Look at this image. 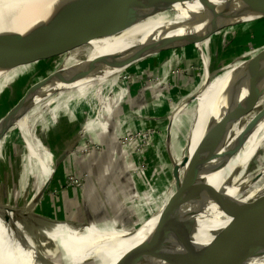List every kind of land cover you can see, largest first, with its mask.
I'll use <instances>...</instances> for the list:
<instances>
[{
    "label": "bare ground",
    "instance_id": "6f19581e",
    "mask_svg": "<svg viewBox=\"0 0 264 264\" xmlns=\"http://www.w3.org/2000/svg\"><path fill=\"white\" fill-rule=\"evenodd\" d=\"M87 1L0 0V38L25 35L38 30H51L49 33L51 36L67 20L79 17ZM130 3V7L124 9L117 4L98 2L88 8V13L123 10L128 15H139L144 3L139 1ZM262 19H264V0H252L248 4L245 0H172L162 6L156 16L141 25H126L121 30L81 36L66 48L65 51L70 56L66 65L52 76L53 79L39 86L28 96L30 102L24 109L19 110V107L11 109L13 105L11 102L3 111L13 113L8 117L9 121L5 122L7 115L4 116L2 113L4 117L0 118V144L11 125L17 124L23 131L27 129L25 132L28 134L32 120H44L46 108L50 104L47 99L54 92H60L65 97L67 100L65 104H71L73 112L83 105L89 106L91 109L89 123L94 122L99 119L105 107L103 97L106 89L118 86L117 83L122 75L134 65L148 63L166 47L180 42L184 46L189 45V41L197 40L201 48L204 46L207 39L190 40L187 39L188 34L205 37L211 31L218 32L228 25L235 26L242 22L250 23ZM156 35L157 38L148 42L149 38ZM36 53L40 51H20L15 55L16 60H4L0 56V96L8 91L10 86L5 82L9 78L18 79L21 76L24 78L27 71L36 68L35 66L17 68L18 61ZM252 61L245 63L246 72H241L242 65L226 78L221 77L219 79V81L223 80L221 83L218 81L215 86L206 88L202 93L197 115V143L201 130H208L205 97L225 93L219 108L229 103L225 110L216 113L214 122L216 131L214 137L211 136L213 140H221L219 155L220 158L222 157V166L219 171L214 170L213 164L209 162L213 154V146L208 144L205 176L197 185L200 187L201 184L203 186L206 183L209 188L213 187L224 192L226 205L224 209L220 208L217 211L216 234L220 233L217 241L227 247L229 253L224 254L217 261L205 263L196 260L193 264H264V228L261 229L264 225V214L260 213L264 211V182L260 183L261 178H264V51L259 61ZM208 82L209 79L204 81L202 87L207 86ZM255 86L257 89L254 90ZM118 88L119 91L121 88ZM240 112V139L246 129L252 127L251 131H246V138L243 139L242 144L236 137ZM101 125L103 126V123ZM250 133H252L251 139ZM255 156L259 157L258 165L262 168V172L258 177L250 180V176L245 175L244 172L250 159ZM48 169L46 159L35 150L34 144L29 145L23 183L25 192L33 203L24 206L20 211L11 209L12 207L4 209H9L21 219L35 225L53 227L60 233L66 234L70 247L75 249L80 247L83 250L84 257L74 260L77 264L83 258H88L93 262L92 264H117L128 252L135 250L144 251L150 257L160 259L176 246V241H179L187 224L202 218V209L207 196L205 189L208 188H198L199 193L190 194L188 199L186 198L177 207L172 205V202H168L152 215L150 220L131 232H120L92 224L77 229L69 225L48 223L33 217V211L29 209L30 206L36 205L48 184L50 177ZM179 184L181 185L180 180L177 186H180ZM159 229L162 230L161 233L155 236V232ZM225 233L230 234V241L223 238ZM251 233L254 234L253 240H249ZM214 239L215 237L212 240ZM88 247L92 249H86ZM236 251H241L242 254L232 256ZM254 253L258 254L252 256ZM0 264L14 263L0 253Z\"/></svg>",
    "mask_w": 264,
    "mask_h": 264
},
{
    "label": "rangeland",
    "instance_id": "374dc122",
    "mask_svg": "<svg viewBox=\"0 0 264 264\" xmlns=\"http://www.w3.org/2000/svg\"><path fill=\"white\" fill-rule=\"evenodd\" d=\"M242 23L243 24L238 26H229L227 29H221L220 32L206 40V50L211 52L210 56L213 60L211 67L212 76L206 71V69H208L206 66V61L208 62V59L205 56L201 55L196 61L191 53L179 59L168 61V55L165 54L167 52H160L153 56L150 62L137 64L131 67L127 73L122 75L117 83L118 86L106 89L103 97L105 107L100 113V120L97 119L89 123V119L91 118V109L89 106L83 105L79 110L73 112V106L71 104H65L67 100L60 92L51 94L47 99V102L50 104L46 108L44 120H32L28 127V134L25 132L27 129L23 131L20 126L14 124L5 134L0 144V204L20 211L24 206L33 203L30 202L31 198L27 192H25L23 172L27 162L29 145L34 144L35 150L38 151L48 163L50 174L49 181L52 176L53 180H55L46 194L40 198V201H42V204H39L40 207L35 205L30 206L31 208L29 209L31 212L33 211L32 213H44L43 215L46 214V218L49 217L53 220L54 218L52 216L68 219L72 218L80 207L81 190L85 189L90 181L96 183L98 176L101 174L98 161L101 159L103 161L107 148L104 144L97 142L96 133L98 132L97 135H104V128L107 127L108 123H111V121H113L112 118L115 117V105L127 88H129L130 99L127 100L128 98L126 97L125 104L118 109V112L121 114L119 119L120 126H122V142L125 143L124 140H126L127 143H125L124 146L119 143V147L122 149L123 163L122 173H118L116 176H127L125 171H129L132 180H134L138 187V195L142 197L146 192L153 190V197L159 201L162 194L165 196L164 186L168 183V178L170 177V173L165 170L166 167H163L164 164L162 161L164 159L167 161L166 163L172 166L171 162L174 158L175 164L181 167L180 171L182 178L177 179L174 184H178L180 180L182 186L187 185V182L192 179L191 165L188 164L184 166L180 161L187 155L191 162L193 159L195 160L198 155L196 121H194L196 120L197 107V98H195L194 95H196L197 92L191 96L194 97L195 100L192 102L193 105L192 103H190L191 106L189 104V107L187 103H184L182 106L180 104V108L174 106V98L184 95V101L186 100L188 82L192 81L193 78L198 77L201 79L203 77V81L209 79L208 86L210 78L211 81H213L215 77L228 76L231 72L239 69L244 61H252L255 57L263 53L264 19L250 23ZM254 32L258 33V35ZM189 42L190 44L192 43L191 41ZM209 43H212L211 47H209ZM172 46L173 45H170L164 50ZM170 51H174V49ZM67 53L68 52L65 50L52 52L53 55L45 58L41 57L42 59L40 61L36 60L37 62H31L23 66L24 68L30 66L36 67L35 69L32 68V70L27 71L24 78H22V76L18 79L9 78L5 83L9 84L10 87L8 91L6 90L5 93L0 96V118L7 115L8 112L3 111L9 107L11 102L13 103L11 109L17 108L16 105L18 103L19 107L23 100L32 94L39 86L53 79L52 76L56 75V73L66 65L70 58L69 53ZM198 61L199 63L203 62V65L200 64L201 67L199 65H193L194 63L198 64ZM167 63H171V65ZM40 66L42 67L40 68ZM165 72L169 75L167 76L166 74V79H163ZM172 75H176V77L174 76L175 78H172ZM206 77L208 78L206 79ZM207 86L202 88L205 90ZM118 87L121 88L119 91ZM253 89H257V86ZM162 94L165 95V98L169 94L167 100L171 103V106H169L168 102H165L168 111L165 112L164 105H162V110L160 111L159 104H151V106L149 104L147 107L152 97L155 98V103L161 99L165 101ZM224 94L214 95L207 110L206 118L210 138L211 136L214 137L216 131L214 127L217 116L216 113L219 110H225L229 106V103H227L219 108L220 101ZM162 103L164 102L162 101ZM171 107L173 109H171ZM187 107L188 109H186ZM113 108L114 111H112ZM243 108L244 105L242 109ZM149 109L152 110L148 112ZM163 110L165 112L164 114ZM172 110L176 111L173 113ZM241 112L236 133L238 142L240 143L241 141L240 144H242L243 139L246 138V131L249 132L252 130V127L249 126L240 139ZM2 113L4 116H2ZM136 115L138 116L136 117ZM175 115H177V117ZM159 116H162V118H159ZM173 116L175 118L171 136L175 140L170 141V146L165 144L162 147L161 140L158 137L163 134L164 143L169 137L166 138V129L168 127L164 132L161 128L169 124L171 120V123H173ZM175 120L177 121L175 122ZM114 121H116L115 118ZM101 123H103V126ZM100 127H102L103 130H98ZM251 135L252 133H250V139ZM99 138L100 141H102L101 137ZM75 139L77 142H75ZM57 142L59 143L58 146H56ZM206 148V154H208V143ZM60 157H63V159L61 160V165L57 168V166L54 165ZM107 158L110 160L109 155H107L106 160ZM258 159V156L250 159L247 170L244 172L245 175L247 174L250 176V180L258 177L262 172V168L258 165ZM55 169L56 172L54 173ZM137 169H139L138 172H136ZM105 173L108 172L104 171V175L106 176L107 174ZM109 174L113 173L111 172ZM194 176L197 177L196 185H198L199 182L204 179L205 169L198 164L196 172L193 173V177ZM261 182H264V178H261L260 183ZM122 185L124 184L122 183ZM117 192L119 193V191ZM186 195L188 197L190 194ZM122 197L124 198L125 195L122 194ZM172 198L173 200L171 202L175 200L174 196ZM121 200L122 199H117L115 202L119 204ZM36 208H38V211ZM124 215L125 216H122V221L127 223L129 227H135V224L138 223L137 211L130 205L124 209ZM150 218H152V216ZM214 241H216V239H214Z\"/></svg>",
    "mask_w": 264,
    "mask_h": 264
},
{
    "label": "water",
    "instance_id": "95a60500",
    "mask_svg": "<svg viewBox=\"0 0 264 264\" xmlns=\"http://www.w3.org/2000/svg\"><path fill=\"white\" fill-rule=\"evenodd\" d=\"M132 1H139L144 3V7L139 15H128L123 10L88 13V8L98 2L117 4L125 9L130 7V2ZM170 1L172 0H88L83 5L81 9V15L79 17L67 20L59 28V30L51 36L49 35L51 30H38L32 31L25 35L0 38V56H2L4 60H16L17 58L15 57V55L20 51H40V53H36L35 55L25 60L18 61L17 68L25 66L28 63L37 62L36 60L40 61L42 59L41 57L45 58L53 55L50 52H57L63 49L66 50L69 45H72L76 40L80 39L81 36L104 34L111 30H121L126 25H141L146 20L156 16L160 8ZM251 1L252 0H245L247 4ZM229 26L230 25L225 26L222 30H224L225 28L227 29V27ZM215 34L216 31H211V33L205 37L188 34L187 39H198L200 41L204 39L208 40ZM157 37L158 35L149 38L148 42L153 41ZM172 49L176 48L171 47L167 50L162 51L161 53L168 52ZM260 59L261 55H258L253 61L257 62ZM244 62L243 67L241 68V72H246L247 65ZM194 100V97H190L187 104L194 102ZM29 102L30 97H27L19 106V110L24 109ZM12 113L13 112L11 111L7 113L4 122L6 120L9 121L8 117ZM169 134L170 146L171 129L169 130ZM207 143L213 146V154H211V159L209 162L213 164L214 170H216V172L219 171L220 166H222V157L220 158L219 155L221 140H213L209 137L208 130H201L198 136V155L195 160L193 159V161L190 162V159L186 155L180 161L184 166L188 164L191 165L192 179L191 181L187 182V185L177 186V184H174L176 188V199L171 203L172 205L177 207L182 202H184L186 198L188 199L186 194H192L195 192L199 193V191H197L198 188H208V190L205 189V191L207 192V196L205 198L206 202L202 209V218L200 220H192L189 224H187L181 234L179 241H176V246L166 256L160 259H154L144 251L135 250L128 252L120 261L117 262V264H123L124 262H128L129 264H193L196 260H201L207 263L217 261L218 259H221L224 254L229 253L228 248L217 241V236H219L220 233L216 234L218 228L217 211L220 208L224 209V206L226 205V197L224 195V192L221 190H216L215 188L213 189V187L209 188L206 183L205 185L202 186L201 184L200 187H198L196 185L197 177H193V173L196 172L198 164L206 170L205 167L208 161V154H206ZM116 151L117 149L113 148V152L116 153ZM62 159L63 157H60V159L54 166H57L58 168L61 165ZM174 161L175 159L173 158L171 162L172 167L174 166L172 175L173 180L175 181L179 178H182L180 171L181 167H178V165H176ZM55 172L56 169L54 170V173ZM52 180L53 176L48 182L42 196L46 194L47 190L50 189ZM40 198L36 203L37 206H39L41 202ZM3 207L8 208V206H2L0 204V253L11 259L14 264H77L76 262H74V260L84 257L82 253L83 250H81L79 246L78 247L80 249L77 247L79 250L70 247V245L68 244L70 243V241L66 234L60 233L53 227L49 228L46 226L35 225L29 221L21 219L15 213L10 212L9 209H4ZM38 208H36L37 211ZM260 213L264 214V211H260ZM32 216L41 220H45L48 223L69 225L77 229L79 227L92 224L91 222L86 223L73 221H57L56 219L53 220L49 217L46 218L45 215L38 212L32 213ZM199 225L201 226L198 227ZM262 228H264V225L261 227V229ZM161 231V229L157 230L155 232V236L159 235ZM213 237H215L217 243L212 240ZM231 237L232 239H234L233 236ZM223 238L229 239L227 241L231 240L229 233H225ZM250 239H254L253 233L249 235V240ZM86 249L90 250L92 249V247H88ZM237 254L241 255L242 253L241 251H236V253H233L232 256ZM257 254L258 253H254L252 256H256ZM88 260V258H83V260L79 264L93 263L91 260Z\"/></svg>",
    "mask_w": 264,
    "mask_h": 264
},
{
    "label": "crops",
    "instance_id": "0c3cea01",
    "mask_svg": "<svg viewBox=\"0 0 264 264\" xmlns=\"http://www.w3.org/2000/svg\"><path fill=\"white\" fill-rule=\"evenodd\" d=\"M218 32H216V33H218ZM191 42H192L191 45L189 44V45L182 46L183 44H181V43H179L180 46H179V44L173 45L172 47L173 48H176V49H174V51H170L169 50V52L165 53L166 55H168V58H167V59H169L168 61H173V60L179 59L180 57H182V56H184L186 54H191V53H192V56H194V58L197 61L198 57H201V55H202V56H205L208 59V62L206 61V66L208 68V69H206V71L211 75V67H212L213 60H212V57L210 56L211 52H208L206 50V46H207L206 41L204 42L206 45L204 44V46L202 48L200 47L199 43L196 40L191 41ZM189 46H192V47H189ZM211 46H212V43H209V47H211ZM167 64L168 65H171V63H167ZM200 64L203 65V62L199 63V61H198V64L197 63H194L193 65H197V66L199 65L200 66ZM166 74L167 73L165 72L164 75H163V79H166L165 78V75ZM168 75L169 74H167V76ZM174 76L176 77V75H172V78H175ZM225 78H226V76H225ZM219 79H221V77H218V78L215 77V79H213V81H211V78H210V83H209V85L206 88L208 89L211 86L212 87L215 86V83L217 84V82L219 81ZM222 81H219V83H221ZM203 83H204L203 77L201 79H199L198 77L197 78H193L192 81L188 82V88H187L188 89V94H187V97H185L186 100L184 101V95L182 97L179 96V97L174 98V100H175L174 101V106H178V108H180L184 103H188V99L193 94H195L197 92V94L194 95V97L197 98L196 99V101H197L196 120H194V121H196V125H197V115H198V109H199V105H200V101H201V96H202V93L204 92V88H202ZM160 87H162V86H160ZM214 95H216V94L209 95V96H206L205 97V99L207 101V102H205L206 103V106H207L206 112H207L208 107L210 105V101H211V99H212V97ZM129 96H130V92H129V88H127L126 91L120 96V99H119L118 103L115 105V107H116L115 117H113L112 118L113 121H111V123L109 122L108 125H107V127L104 128V135L103 134H98L97 135L98 132L96 133L97 142H99L100 144H104L106 146V148H107L106 149V152H105V156L109 155L110 156V160H112L113 162L115 161V159H117V157L122 156V151L118 147V145H119V143H118L119 141L118 140H119L120 137H122V128H121L122 126H120V119H119V117L121 116V114L118 112V109L120 107H122V105L125 104L126 97L128 98L127 100L130 99ZM162 97L165 99V101L163 99H161V98L160 99L164 103H162L161 100H158L157 103H155V101H154L155 98L152 97V98H150L151 99V102H149L147 104V107H148L149 104H150V106H151V104H157V105L159 104L160 111L162 110L161 109L162 108V105L165 106V108H164L165 112L168 111V109L166 108L165 102H168L169 103V106H171V103L167 100L168 97H169V94L166 96V98H165V95L162 94ZM180 104H181V106H179ZM192 105H193V103H192ZM190 106H191V104H190ZM188 107H189V104H188ZM188 107L186 109H188ZM114 108H113L112 111H114ZM156 108H158V107H156ZM171 109H173V108L171 107ZM151 110L152 109H149L148 112H150ZM164 110H163V114L165 113ZM176 110H174V111L172 110V112L174 113ZM111 116H112V113H111ZM137 116L138 115H136V117ZM114 118H115L116 121H114ZM159 118H162V116H159ZM172 119H173L172 126H171V122H170L169 124L164 125L161 128V129H163V132H164L165 129L168 127L166 129L167 130L166 138L170 137L169 136L170 135L169 134V130L170 129L172 130V128L174 127L173 126V124H174V116L172 117ZM166 120H167V118H166ZM177 120H175V122ZM100 129L103 130L102 127L98 128V130H100ZM82 135H83V129H82ZM162 136H163V134H161L159 137L157 135V137L161 140L162 147L165 144L168 146L169 145V139H167V141L164 143V140H163L164 137H162ZM99 137H101L102 141H100V138ZM171 140L174 141L175 139L172 138V136H171ZM75 142H77L76 139H75ZM58 144L59 143L57 142L56 143V146H58ZM116 146H117V148H116ZM113 148L117 149L116 153L113 152ZM160 156H162V155H160ZM162 159H163V157H162ZM101 161H102V159L98 161L99 164H100ZM162 162L164 164L163 167L164 168L166 167L165 170H167L168 173H170V177L168 178V183H166L165 186H164L165 196H164V194H162V196H161V198H160L159 201H158V199H155L153 197V195H154V191L153 190L146 192L145 195H143L142 197H140L138 195V192H139L138 191V187H137L136 183L134 182V180H132V177H131L129 171H125V174H127V176L126 175L125 176H116V174L120 173V171L118 172V169L112 170L111 172L113 174H109L110 172L106 173L107 176H109L108 178H110V177L112 178V177H115L116 176L115 178H112L114 180V189H116L115 190L116 194L118 193L117 191L122 192V194L128 193L127 196H125L124 198L122 197V200L120 201L119 204H117L115 201H111V202H109V205L106 206V208L110 211L111 214H114L115 213V210L117 208H122V211H124V209L126 207H129L131 205L132 208H134V210L137 211L138 223L135 224V227H133V228L132 227H129L127 225V223H124V222L122 223V220L119 221L118 224H115L114 223L113 225L112 224L111 225H109V224H102V222H100V224L92 223V225L100 226V227H108V228H111V229H114V230H117V231H120V232H131V231H134L135 229H137L138 227H140L141 225H143L144 223H146L148 220H150L151 218H149V217L152 216V215H155L156 212H158L159 209L162 208V206L164 204H166L168 202H171L173 200L172 197L174 196V191H175L174 182L176 181V180L175 181L173 180V175H172V171H173V167L174 166L172 167L171 164L166 163L167 161H165L164 159H163ZM115 167H117V165H115ZM104 177L105 176L103 174H100L98 176L97 180L98 179H102ZM54 180H53V183L51 184V186L54 184ZM122 183L125 184L126 186H128L127 190H122ZM93 185H95V183H93L92 181H90L89 184L87 185V188L88 187H93ZM159 195H161V194H159ZM41 204H42V201H41L40 205ZM40 205H39V207H40Z\"/></svg>",
    "mask_w": 264,
    "mask_h": 264
},
{
    "label": "trees",
    "instance_id": "16d2710c",
    "mask_svg": "<svg viewBox=\"0 0 264 264\" xmlns=\"http://www.w3.org/2000/svg\"><path fill=\"white\" fill-rule=\"evenodd\" d=\"M255 34L258 35V33ZM106 157L107 156H105L103 161L100 162V173L104 175V171L111 173L112 170L118 169L121 174L123 163L122 156L117 157L114 162L112 160H109V158H107L106 160ZM115 165H117V167H115ZM108 177L109 176L106 175L104 178L98 179L95 185H93V187H86L85 189L81 190L80 207L77 213L72 216V218L68 219L59 216L52 217L60 221L69 220L75 222L83 221L86 223L91 222L97 224H100V222H102V224L109 225H113L114 223L118 224V222L122 220V216H124V211H122V208H117L115 210V213L111 214L110 211L106 208V206H108L109 202L111 201L122 199V192L116 194L114 189V180L111 177ZM127 188L128 186H126L125 184L122 185V190H127ZM123 195L127 196L128 193H124Z\"/></svg>",
    "mask_w": 264,
    "mask_h": 264
},
{
    "label": "built area",
    "instance_id": "2783aa9c",
    "mask_svg": "<svg viewBox=\"0 0 264 264\" xmlns=\"http://www.w3.org/2000/svg\"><path fill=\"white\" fill-rule=\"evenodd\" d=\"M118 141H119L118 143H120V144L123 145V146L125 145V143H127L126 140H124L125 143L122 142V137H120ZM118 147H119V145H118ZM119 149L122 151V149H121L120 147H119ZM138 171H139V169L136 170V172H138ZM134 173H135V172H134ZM86 178H87V177H86ZM87 179H88V178H87ZM80 186H81V184H80ZM138 193H139V192H138Z\"/></svg>",
    "mask_w": 264,
    "mask_h": 264
}]
</instances>
